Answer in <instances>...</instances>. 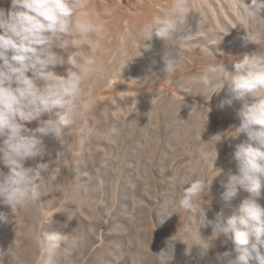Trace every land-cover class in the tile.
<instances>
[{
    "label": "rangeland",
    "instance_id": "1",
    "mask_svg": "<svg viewBox=\"0 0 264 264\" xmlns=\"http://www.w3.org/2000/svg\"><path fill=\"white\" fill-rule=\"evenodd\" d=\"M84 2L82 11L101 27L99 35L90 34L100 44L95 53L77 49L95 61L82 84L81 99L89 107L61 139L45 138L50 156L25 162L43 168V195L19 209L0 205V259L37 264L33 230L41 231L48 216L44 232L79 240L74 249L62 247L47 257L51 264H209L230 246L217 240L200 256L195 244L211 237L196 234L195 215L180 209L182 188L210 179L217 168L235 172V146L247 137H227L239 126L241 107L236 100L223 104L227 85L212 93L222 81L214 77L206 86L199 80L211 65L223 63L231 71L245 54L264 57V24L241 14L250 0H187L189 29L172 42L175 71L169 75L161 70L165 43L154 36L145 41L150 51L139 44L145 27L164 16L172 0ZM222 178H214L194 204L208 201L226 220L249 193L241 189L225 201ZM258 203L264 207V189Z\"/></svg>",
    "mask_w": 264,
    "mask_h": 264
},
{
    "label": "clouds",
    "instance_id": "2",
    "mask_svg": "<svg viewBox=\"0 0 264 264\" xmlns=\"http://www.w3.org/2000/svg\"><path fill=\"white\" fill-rule=\"evenodd\" d=\"M84 7V0H10L7 9L0 7V165L7 169L0 168V205L11 210L41 200L38 181L43 168L25 166V162L50 156L45 138L61 139L64 129H70L89 107L81 99L82 84L95 71V61L77 49L87 48L95 53L100 44L90 34L99 35L101 27L87 18ZM190 12L187 0H172L167 13L144 29L139 47L150 51L151 43L145 41H152L154 36L162 40L166 50L161 70L169 75L175 71L172 42L188 32ZM241 14L252 24H264V0L243 2ZM65 65L62 74L55 71L57 66ZM214 77L222 83L212 93L227 85L229 95L223 104L231 105L233 100L241 103L237 111L239 126L227 137L244 133L247 139L235 146V172L217 168L210 179L202 178L183 187L179 207L195 215L196 234L204 239L211 237L204 245L195 244L201 257L207 255L214 241L230 246L229 251L216 254L209 264H264V207L258 203L264 189V57L245 54L232 63L231 71L223 63L211 65L199 82L207 86ZM248 97L255 99L249 103ZM34 121L36 127L27 126ZM217 155L215 149V159ZM221 175L225 201L233 200L241 189L249 193L226 220L212 210L208 201L194 204L212 180ZM49 221L44 216L41 231L33 230V239L40 249L37 264H51L47 257L62 247L74 249L79 243L75 237L44 232L43 226ZM208 226L211 234L202 235L201 230Z\"/></svg>",
    "mask_w": 264,
    "mask_h": 264
},
{
    "label": "bare ground",
    "instance_id": "3",
    "mask_svg": "<svg viewBox=\"0 0 264 264\" xmlns=\"http://www.w3.org/2000/svg\"><path fill=\"white\" fill-rule=\"evenodd\" d=\"M10 0H0V7L7 9L9 7Z\"/></svg>",
    "mask_w": 264,
    "mask_h": 264
}]
</instances>
